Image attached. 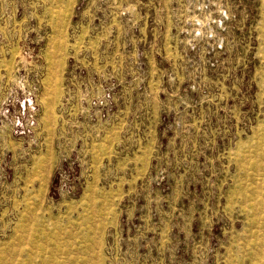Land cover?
<instances>
[{"label":"rangeland","instance_id":"1","mask_svg":"<svg viewBox=\"0 0 264 264\" xmlns=\"http://www.w3.org/2000/svg\"><path fill=\"white\" fill-rule=\"evenodd\" d=\"M0 264H264V0H0Z\"/></svg>","mask_w":264,"mask_h":264}]
</instances>
